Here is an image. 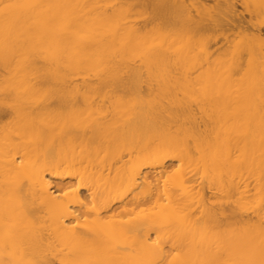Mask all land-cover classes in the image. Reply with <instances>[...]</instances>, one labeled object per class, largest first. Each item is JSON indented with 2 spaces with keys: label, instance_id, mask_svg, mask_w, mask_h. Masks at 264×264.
<instances>
[{
  "label": "bare ground",
  "instance_id": "6f19581e",
  "mask_svg": "<svg viewBox=\"0 0 264 264\" xmlns=\"http://www.w3.org/2000/svg\"><path fill=\"white\" fill-rule=\"evenodd\" d=\"M206 1L0 0V264H264V36Z\"/></svg>",
  "mask_w": 264,
  "mask_h": 264
},
{
  "label": "rangeland",
  "instance_id": "374dc122",
  "mask_svg": "<svg viewBox=\"0 0 264 264\" xmlns=\"http://www.w3.org/2000/svg\"><path fill=\"white\" fill-rule=\"evenodd\" d=\"M114 1H116V0H114ZM200 1L204 2V0H200ZM206 3L212 4V1L209 0V1H206ZM236 4H237V10L248 20V23L251 24L252 28L250 29V31L253 32V28H255V29L258 28V29H260V31L262 32V34L264 36V19H263L262 13L255 12V11H252L251 13H249L247 8L240 2V0H236ZM136 8L142 9L140 6H137ZM136 8L134 7L133 11H135ZM249 8H251V7H249ZM138 9L136 10V12H137L139 17L143 15L142 17L145 19V18H147L149 16L148 13H146L147 15H145V13L144 14L143 13H138ZM140 19H142V18H140ZM217 45H220V42H218L216 44V46ZM126 94L130 95L131 93L128 92Z\"/></svg>",
  "mask_w": 264,
  "mask_h": 264
}]
</instances>
